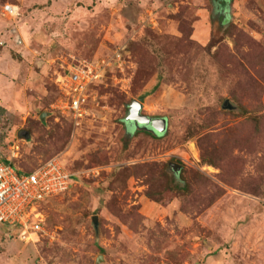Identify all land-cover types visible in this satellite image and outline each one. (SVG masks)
<instances>
[{
  "label": "rangeland",
  "instance_id": "374dc122",
  "mask_svg": "<svg viewBox=\"0 0 264 264\" xmlns=\"http://www.w3.org/2000/svg\"><path fill=\"white\" fill-rule=\"evenodd\" d=\"M57 158L72 186L33 243L0 226V264H264V0H0V162Z\"/></svg>",
  "mask_w": 264,
  "mask_h": 264
},
{
  "label": "built area",
  "instance_id": "2783aa9c",
  "mask_svg": "<svg viewBox=\"0 0 264 264\" xmlns=\"http://www.w3.org/2000/svg\"><path fill=\"white\" fill-rule=\"evenodd\" d=\"M6 13L15 14L12 6ZM100 77L93 65L71 66L59 79L65 98L58 105L74 119H83L88 103L87 93ZM74 175L60 159H51L28 173L12 163L0 162V226L19 231V239L30 244L46 232L44 204L72 186Z\"/></svg>",
  "mask_w": 264,
  "mask_h": 264
},
{
  "label": "water",
  "instance_id": "95a60500",
  "mask_svg": "<svg viewBox=\"0 0 264 264\" xmlns=\"http://www.w3.org/2000/svg\"><path fill=\"white\" fill-rule=\"evenodd\" d=\"M143 106L138 101H134L131 105L126 123L128 125L133 124L135 128L138 126L150 128L154 133L158 135H164L167 131L168 123L166 119H152L142 114ZM175 172H178L175 169Z\"/></svg>",
  "mask_w": 264,
  "mask_h": 264
},
{
  "label": "trees",
  "instance_id": "16d2710c",
  "mask_svg": "<svg viewBox=\"0 0 264 264\" xmlns=\"http://www.w3.org/2000/svg\"><path fill=\"white\" fill-rule=\"evenodd\" d=\"M47 162V161H46ZM45 162V163H46ZM3 163H6V164H8V163H10V162H7V161H5V162H3ZM38 167V166H37ZM37 167H35V168H31V169H23L25 172H28V173H30V172H32V171H34ZM75 179V177L73 178V180Z\"/></svg>",
  "mask_w": 264,
  "mask_h": 264
},
{
  "label": "flooded vegetation",
  "instance_id": "af4514ba",
  "mask_svg": "<svg viewBox=\"0 0 264 264\" xmlns=\"http://www.w3.org/2000/svg\"><path fill=\"white\" fill-rule=\"evenodd\" d=\"M126 124H127V123H126ZM127 127H128V128H133L132 130H134V129H135V127H134V125H133V124H131V125H128V124H127Z\"/></svg>",
  "mask_w": 264,
  "mask_h": 264
}]
</instances>
